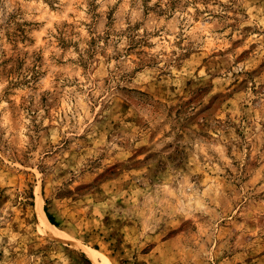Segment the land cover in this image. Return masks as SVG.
<instances>
[{
  "label": "rangeland",
  "instance_id": "obj_1",
  "mask_svg": "<svg viewBox=\"0 0 264 264\" xmlns=\"http://www.w3.org/2000/svg\"><path fill=\"white\" fill-rule=\"evenodd\" d=\"M0 264H264V0H0Z\"/></svg>",
  "mask_w": 264,
  "mask_h": 264
},
{
  "label": "trees",
  "instance_id": "obj_2",
  "mask_svg": "<svg viewBox=\"0 0 264 264\" xmlns=\"http://www.w3.org/2000/svg\"><path fill=\"white\" fill-rule=\"evenodd\" d=\"M48 219H49L50 221H52V219H51L50 215H48Z\"/></svg>",
  "mask_w": 264,
  "mask_h": 264
},
{
  "label": "bare ground",
  "instance_id": "obj_3",
  "mask_svg": "<svg viewBox=\"0 0 264 264\" xmlns=\"http://www.w3.org/2000/svg\"><path fill=\"white\" fill-rule=\"evenodd\" d=\"M47 221H48V219H47ZM49 222V221H48ZM50 223V222H49Z\"/></svg>",
  "mask_w": 264,
  "mask_h": 264
}]
</instances>
